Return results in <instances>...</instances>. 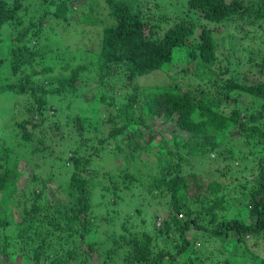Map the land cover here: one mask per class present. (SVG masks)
Segmentation results:
<instances>
[{"label":"trees","instance_id":"16d2710c","mask_svg":"<svg viewBox=\"0 0 264 264\" xmlns=\"http://www.w3.org/2000/svg\"><path fill=\"white\" fill-rule=\"evenodd\" d=\"M81 1L0 0V38L4 26L10 28L6 31L16 32L8 50L0 53V69L7 66L12 78L20 73L15 82L0 76V94L8 93L2 102L13 103L17 111L12 116V109L7 116L17 127L13 139L31 148L33 143L44 144V139L53 141L47 137V129L56 132L58 154L39 147L29 152L38 151L45 160L60 165L69 194H76L71 207L62 209L43 202V190L34 189L33 199L27 205V199L23 201V218L16 233L5 236L0 244L2 254L17 256L19 263L23 256L16 253L28 255L33 264H89L93 251L103 253V246L98 245L104 243L102 240L90 242L89 250L76 258L74 250H65L64 244L91 235L95 225L92 198L98 192L100 201L107 200L98 233L106 234L109 253L124 252L127 264H264L246 241L250 238L264 245V81L249 82L232 74L227 77L236 50L230 47L224 53L221 49L224 40L233 39L232 43L243 45L237 49L243 54L247 46L264 39V0H187L175 18L165 11L156 13L157 4L142 9L136 2L101 0L110 19L102 29L95 54L99 62L97 87L102 92L94 93V105L82 110V114L89 111V118H65L61 124L49 99L65 101L79 93L88 66L65 65L67 77L56 86L41 78L53 71L46 57L54 51L42 52L36 45L47 19L64 26L80 11L85 27L96 25L91 13L96 12L100 1ZM26 4L39 8L37 17L28 16ZM83 6L90 13L86 15ZM26 17L30 19L24 25ZM244 26L242 35L236 37V30ZM176 49L187 53V67L178 74L168 72L172 75L170 83L141 87L139 78L171 64ZM245 60L248 69L263 79L264 53L261 57L247 53ZM203 73L208 78L200 77ZM192 75L203 85L191 87L188 80ZM117 89L122 94H116ZM242 98H251L253 109L237 107ZM18 99L23 100L20 105ZM100 105L104 106L105 120L100 117ZM18 115L23 117L19 122ZM0 116L5 118L4 113ZM155 122L173 125L169 139ZM149 147L159 149L155 161L152 165L142 162L144 173L142 169L131 171L130 165L136 164L133 160H140L142 151L149 153ZM99 158L113 162V166L104 165L108 181L94 191L92 167ZM250 159L257 162L241 181L229 164ZM16 163L12 149L0 144V196L20 174ZM198 168L206 171V178L197 173ZM65 170L70 171L69 176ZM18 189L16 184L6 204H14ZM125 191L149 202L159 198L165 214L156 210L154 215L148 213V219L140 218L141 212L135 207L119 218L118 207ZM226 205L234 206L237 214H229ZM103 223L107 225L102 230ZM198 236L209 243L202 248L207 252L197 253L196 245L201 243L196 240ZM215 242L218 250L212 248ZM234 244H243V250L222 251ZM11 245L16 249L13 252ZM52 251L55 256L49 260Z\"/></svg>","mask_w":264,"mask_h":264},{"label":"rangeland","instance_id":"374dc122","mask_svg":"<svg viewBox=\"0 0 264 264\" xmlns=\"http://www.w3.org/2000/svg\"><path fill=\"white\" fill-rule=\"evenodd\" d=\"M76 4L81 3V0H75ZM99 6L96 9V12H93L94 18L96 19V22H98L96 25H89L88 27H85L84 24H82L81 20L84 18V15L80 13V11H77L76 18L71 19V23L68 25H61L60 22L54 20V19H47L43 26V30L40 33V37L37 39V48L41 50L42 52H47L49 50H53L54 52L46 57V64L51 66L53 68V71L45 76H42L41 78H47L49 82L52 84L58 86L62 80H65L68 74V71L64 70L65 65H69L70 67H74L78 64H85L88 66V71L82 74L81 77V86L79 88V93L75 94V96H67L65 98V101H58L54 100V98L49 99L50 103L52 102V105L54 106V111L57 113L56 118L60 121L61 124H64L67 119H73L77 116L83 117L85 120L86 118L90 117L89 111H84L82 114L83 109H88L89 105H94V96L96 93L97 95H100V91L102 90L98 89L97 85V68L99 66V62L95 59V54L99 50V40L101 37V32L103 27L106 23L110 22V19L107 15V7L105 4L99 0ZM129 3L136 2L140 3L143 8L145 9L146 6L150 7H156L155 5H158V8H156L155 12H164L167 14H171L172 18H175L179 16L178 11L186 5L187 0H125ZM88 2V0L86 1ZM86 2L84 3V6L87 5ZM160 4V5H159ZM26 10L28 16L30 17H37L36 12L39 8H37L33 4H26ZM81 9L84 11V13L87 15L90 13L89 8L87 9L84 7ZM27 16V15H26ZM30 19V18H29ZM27 17L25 18L24 25H27L28 20ZM81 23V24H80ZM76 24V25H75ZM78 24V25H77ZM211 25V24H210ZM9 28L7 26H4L1 31V43H0V53H4L8 50L9 45L12 42V39L15 38L16 32L6 31V29ZM10 29V28H9ZM246 27L239 28L236 30L235 36H241L243 33V30H245ZM6 31V32H5ZM253 32V28L251 29ZM225 39V38H224ZM233 39H226L223 42V45H221V49L224 53L228 52V49L231 47L233 50H236V53L233 57H231L233 63L229 67L230 72L227 75V77L232 74L236 77H241L243 79H246V81L249 82H257L261 79L260 76L255 74L254 70L248 69L247 62H246V56L247 53H251L255 56L261 57L264 53V39L260 40L259 42L261 45H259V42H255L253 46L249 45L246 48V51L242 54V52L239 49L243 45L239 42L234 41L232 43ZM34 40H30L31 44H33ZM249 43L247 42V45ZM259 46H261L259 48ZM251 50H254L252 52ZM93 60H96L94 63H92ZM189 63V59L187 58V53L184 51H180L179 49L174 50L173 55V62L171 64H167L164 66L162 71L154 72L150 75L144 76L142 78H139L138 81L139 85L142 86H151L154 87L156 85H165L167 83H170L172 81V75H168V72H171L172 74H178L182 68H186L187 64ZM38 69L40 67H37ZM30 69H28V72ZM252 71V72H250ZM0 76L1 77H8L9 72L7 69V66H4L0 69ZM200 77L208 78L205 73L200 74ZM20 78V73L15 76L14 78L8 77L9 80L15 82ZM120 79V77L118 78ZM191 87L196 86L198 87L199 84H202L201 80L194 77L193 75L189 77V80ZM154 85V86H153ZM203 85V84H202ZM123 90V89H122ZM95 93V94H94ZM8 94V93H7ZM6 93L0 94V113H4L5 118L0 116V144H6L9 146L15 158L17 159V171L20 172V174L16 177L13 184L6 190L1 196H0V244L5 236H10L11 234L16 233V228L18 225V222L22 220L23 218V212H24V206L25 204L29 203V200L33 199L32 191L35 189L36 192L43 190L42 198L41 200L44 202L53 203L56 206L63 208H70L72 205V202L76 198V194L70 195V188L68 187V181L65 178L64 171L62 168H60V165L58 166L56 163H53L52 161L48 159H44L42 157V154L38 151L36 153L31 154L29 152L32 150V147L36 149L37 147L45 148V150L53 151L55 154H58V135L56 132H52L53 130L47 129V137L51 138L53 137V141H50L48 139H44V144H32L31 148H26L23 146H20V140L19 139H13L14 132L16 131V125L14 123L9 122V118H7L8 113L10 110L12 111V116L14 113H16V109L12 107L13 103H6L5 99L7 97H4L7 95ZM116 94H122V91L117 89ZM4 95V96H3ZM78 96V97H77ZM4 97V98H2ZM77 97V98H76ZM143 101V98H141ZM23 100L18 99L16 102L20 105ZM65 105V106H64ZM102 106L100 105V117H102L104 120L106 119V115L104 114V111H102ZM253 106H255L251 98H242L240 103L237 107H239L241 110L244 109H250ZM104 107V106H103ZM231 108V107H230ZM233 108V107H232ZM253 109V108H252ZM251 109V110H252ZM52 111V113L54 112ZM103 114L105 115H102ZM66 114V115H65ZM11 118V117H10ZM23 118L22 116L18 115L16 118L17 122ZM54 121L56 119H53ZM151 124V123H150ZM156 126H159V131L162 132L167 139H169L172 135L171 131L173 130V125H163L160 126L159 122L154 123ZM5 125V126H4ZM49 125V124H48ZM5 127V129H3ZM3 130H2V129ZM52 132V134H51ZM39 133V130L37 129L35 131L36 134ZM151 135V133H150ZM148 135V136H150ZM140 141V140H139ZM235 141V140H234ZM120 142V141H119ZM127 143V142H125ZM121 144V143H119ZM52 147V148H50ZM149 153L142 151L140 154L141 158L140 160L134 159L133 161L136 163L135 166L130 165L131 171H136L137 169H142L141 172H145V168L143 165V161L148 162L149 165H152V163L155 161L154 155L159 150L158 147H149ZM46 153V152H45ZM241 153V152H240ZM239 153V154H240ZM261 156V155H260ZM212 157V156H211ZM121 160L118 159L117 163L120 165ZM255 159H250L243 162L234 161V163L229 164L231 167V170L234 172V174L240 178L241 181H243V176H246L245 174L249 173L250 168L256 164ZM197 161H194L193 164H197ZM109 164L111 167L113 166V162H109V160L105 159H98L95 161L93 167H92V175H95V179L93 181L94 188L93 190L96 191L97 187L106 184L107 178H105V175L103 173L106 172V168L104 165ZM147 168V167H146ZM94 169V170H93ZM65 175L69 176L70 171L65 170ZM197 173L204 178H206L207 174L206 171L203 168H198ZM206 174V175H205ZM35 178V180L33 179ZM34 180V181H33ZM18 186V192L15 194L14 198V204H6V200L8 196L10 195L13 188ZM39 184V186H37ZM93 191V192H94ZM23 192L25 193V196L23 197ZM135 193V192H134ZM131 191H125L123 194V203H121L118 207L119 211V218L125 217L129 215L131 212H133L134 208H138L140 213V218H146L148 219V213H155L156 210H160L161 206L159 205V198H154L153 200L146 201V199H143L142 196H138L137 193L134 194ZM69 194V195H68ZM132 194H134L132 196ZM139 197V199H137ZM27 199L26 203L23 205V201ZM228 200V199H227ZM108 201L112 202V199L110 198ZM130 201L132 202L130 204ZM107 203V200L100 201L98 192L95 194V197L92 198V211H91V218L93 219L94 229L92 228L91 235L87 236L84 239H75L70 240L67 242V244H64L65 250H74L75 258L82 253L83 250H89L88 244L91 242H95L93 240H102L104 243L99 244V246L102 247L103 253L100 254L97 251H93V257L92 262L89 264H127V262L124 259V252L122 250H119L117 254L112 255V253H109L108 246H105V243L108 242L106 240L105 235L106 234H99L101 232L98 230V223L100 219L102 218V215L105 214V205ZM229 207V214L236 215L237 209L234 206L226 205V207ZM136 210V209H135ZM226 210V209H225ZM225 210L223 212H225ZM165 214V210H160ZM157 211V212H160ZM4 215L7 216L6 219H4ZM154 215V214H153ZM6 220L8 224L3 225V222ZM106 223L102 224V230L106 228ZM5 226V227H4ZM148 227V226H147ZM191 234V233H190ZM190 236V235H189ZM193 237H195V234H192ZM191 237V236H190ZM197 241L201 242L200 244L196 245V251L197 253H200L202 248L208 246L209 243H206V238H200L199 236L196 237ZM247 246L252 251L258 254L259 257L264 259V245L259 241L256 242L254 239H247ZM214 242V241H213ZM97 244V242H95ZM257 244V245H255ZM95 245V244H94ZM235 244L228 245L226 249H223L222 251H232V252H241L244 248L243 244H240L238 246H235ZM82 247V248H81ZM217 247L219 245L215 242L213 243V250H218ZM14 246H10V251L13 252ZM210 250V248H209ZM234 250V251H233ZM207 252V251H206ZM107 253L109 254L108 259L106 258ZM209 253V252H208ZM55 252L52 251L49 253V260H52V257ZM239 254V253H237ZM18 256H23V260L21 263L18 262L17 256L11 258L7 255L2 254L0 250V264H33L31 258H29L28 255H21L20 253H16ZM59 255V254H57ZM54 259V258H53ZM183 260V259H182ZM77 261V260H76ZM70 264H73L72 262Z\"/></svg>","mask_w":264,"mask_h":264}]
</instances>
